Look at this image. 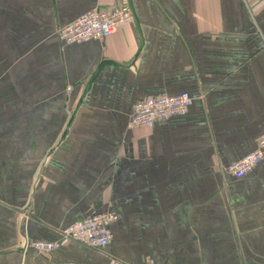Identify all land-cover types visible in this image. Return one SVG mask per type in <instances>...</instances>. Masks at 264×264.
<instances>
[{"label": "crops", "instance_id": "crops-1", "mask_svg": "<svg viewBox=\"0 0 264 264\" xmlns=\"http://www.w3.org/2000/svg\"><path fill=\"white\" fill-rule=\"evenodd\" d=\"M133 21L66 45L59 28L114 0H0V264H264V0H128ZM186 113L129 128L134 103ZM113 213L111 243L33 241Z\"/></svg>", "mask_w": 264, "mask_h": 264}, {"label": "built area", "instance_id": "built-area-1", "mask_svg": "<svg viewBox=\"0 0 264 264\" xmlns=\"http://www.w3.org/2000/svg\"><path fill=\"white\" fill-rule=\"evenodd\" d=\"M114 2L110 9L87 11L71 23L59 28L58 40L66 45L81 44L89 40L103 41L120 26L131 23L133 10L129 1L114 0ZM259 38L264 49V36L259 34ZM191 101L187 93H181L177 96L162 95L136 102L131 107L128 127L150 129L156 122L182 116L186 113ZM263 157L264 137L258 141L255 150L227 166L226 171L239 180L255 168ZM115 220L116 216L113 213L91 215L59 232L57 241L29 242L24 250L30 249L38 254H50L74 243L90 250L102 251L111 243L109 227Z\"/></svg>", "mask_w": 264, "mask_h": 264}]
</instances>
